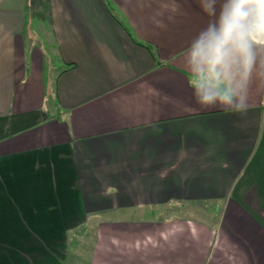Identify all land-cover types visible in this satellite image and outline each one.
I'll use <instances>...</instances> for the list:
<instances>
[{"label":"crops","instance_id":"1","mask_svg":"<svg viewBox=\"0 0 264 264\" xmlns=\"http://www.w3.org/2000/svg\"><path fill=\"white\" fill-rule=\"evenodd\" d=\"M254 21L264 0H0V264L160 210L208 217L165 218V249L108 236L91 264H264Z\"/></svg>","mask_w":264,"mask_h":264},{"label":"rangeland","instance_id":"2","mask_svg":"<svg viewBox=\"0 0 264 264\" xmlns=\"http://www.w3.org/2000/svg\"><path fill=\"white\" fill-rule=\"evenodd\" d=\"M37 21L38 19L36 18L34 26L38 24L37 29H39L41 35L46 34L48 44L50 45V47L53 46L49 22L47 21V24L43 28L42 20H40L41 25H39ZM50 50L53 51L52 48H50ZM118 213L119 212L113 214V217L125 218L126 221L124 223L113 220V224L105 223L106 225H100L96 223L98 222V220H95L94 224L74 227L72 230H69V232H64V234H62V232H59L58 228L55 227L56 235L53 237H63L64 240H54L46 243H31L32 247L29 254L32 257V261H34L36 264H91L93 259L91 255L93 254V251L96 249L98 250V252H100V250H102L104 247L103 244L106 245L105 242L102 243V241L99 240H107L106 238H108V236L116 240L114 242L116 244L115 249H119L120 245L124 244L120 242V237H127V239L141 241L140 238H142V236L144 238L143 240H146V243H144L145 245H148V247L154 246V249H156L157 247H159L157 244H155L157 236H163L164 234H168V232H170V234L172 235L175 232H171L168 230H172L173 228L175 229V231H177L176 226H167L162 223L165 218H171L174 216L176 217L178 215H186L185 217H192L195 220L199 221L208 217V214L205 213V211L200 210L126 211V213ZM179 230L181 231L182 228H179ZM53 232L55 231L49 230V233L54 235ZM163 241L165 245L159 247L158 249L166 248V238H164ZM1 244L5 245L6 243H0V245ZM66 252H68V258L67 260H63L64 256L67 257ZM101 259L102 258H100L99 261H101Z\"/></svg>","mask_w":264,"mask_h":264},{"label":"built area","instance_id":"3","mask_svg":"<svg viewBox=\"0 0 264 264\" xmlns=\"http://www.w3.org/2000/svg\"><path fill=\"white\" fill-rule=\"evenodd\" d=\"M251 37L254 41H264V23L258 21L252 23Z\"/></svg>","mask_w":264,"mask_h":264},{"label":"trees","instance_id":"4","mask_svg":"<svg viewBox=\"0 0 264 264\" xmlns=\"http://www.w3.org/2000/svg\"><path fill=\"white\" fill-rule=\"evenodd\" d=\"M219 89L222 91H226V88L224 86H220Z\"/></svg>","mask_w":264,"mask_h":264}]
</instances>
